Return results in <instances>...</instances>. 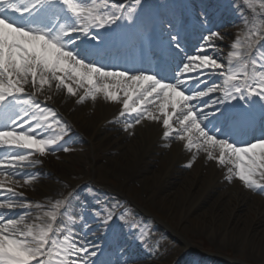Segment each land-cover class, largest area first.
I'll return each instance as SVG.
<instances>
[{
  "label": "snow or ice",
  "instance_id": "obj_1",
  "mask_svg": "<svg viewBox=\"0 0 264 264\" xmlns=\"http://www.w3.org/2000/svg\"><path fill=\"white\" fill-rule=\"evenodd\" d=\"M248 6L254 7L252 4ZM108 7L100 0H0V113L10 112L17 105H25L36 113L35 119L32 116L26 119L25 113L21 112L14 122L13 119L0 120V197L14 200L19 193L11 185L26 168L34 166L32 158L49 155L63 139L62 135H54L59 127V121L53 119L55 113L35 104L32 97L36 95L37 86L43 91L45 87L52 86L51 81H55L56 90L63 88L67 95L75 96L76 91L65 83L67 80H71L77 90L84 91V95L76 100L78 104L86 98L95 101L98 94L110 103L117 102L122 96L120 116L134 114L137 120L150 122H159L158 118L163 117L162 138L183 142V150L193 153L192 162L184 167L191 168L198 158L196 153H202L217 167L227 166L225 178L228 183L235 179L246 190L264 194V184L257 179H264V134L258 136L255 142L247 141L243 145L235 143L228 132L217 136L211 129L222 131L230 126L235 115L230 109L208 111L213 104L207 101V108L193 103L220 91L221 97L231 96L233 99L236 95L250 99L257 97L260 105H264V71L249 75L244 71L247 67L245 62L225 73L224 66L209 56L192 57L177 69L173 80H166L155 73L109 71L91 58L88 46L81 47L85 41L96 39L93 30L110 27L121 20L117 9L124 6L111 5V13L105 11ZM255 7L264 16V3ZM123 18L128 19L127 16ZM129 23L132 21L129 20ZM213 39L220 40L222 37L219 34L209 36L205 45ZM260 40H264V20L254 22L242 38L230 45L229 65L233 61H241L242 50L245 56L252 53ZM170 47L179 53L181 46L173 38ZM207 51V47L200 48V52ZM257 59L260 63L253 62V67L264 68V52ZM193 60L199 67L192 64ZM248 62H251L250 56ZM204 70H212L213 74L222 76L223 90L218 86L196 94H191V90L186 92L191 80L199 82L200 73ZM190 72L197 74L191 79L181 78ZM238 76L244 79H238ZM29 83L33 88L32 96L24 98L27 95L24 88ZM142 99L148 103L159 101L155 117L140 110ZM130 100L135 106L129 104ZM223 102L222 99L220 103ZM260 111L264 113V107ZM173 120L178 126H173ZM133 126L130 123L124 130L128 131ZM173 133L175 136H172ZM25 183L31 186L35 180L28 178ZM67 199L51 203L43 216L35 217L37 221H47L42 225L28 224L26 216L7 222L0 218V264H76L77 254L83 257L89 249L85 247L82 250L77 246L80 241L74 242L70 232L61 236L65 230L54 227L61 209L66 207ZM20 207L43 208L44 205L0 202V210L12 211ZM109 222L104 220L105 224ZM96 255L97 252H91V256ZM80 264L95 262L81 260Z\"/></svg>",
  "mask_w": 264,
  "mask_h": 264
},
{
  "label": "rangeland",
  "instance_id": "obj_2",
  "mask_svg": "<svg viewBox=\"0 0 264 264\" xmlns=\"http://www.w3.org/2000/svg\"><path fill=\"white\" fill-rule=\"evenodd\" d=\"M103 0H100L102 2ZM237 4L242 7L243 14H240V16H235L234 18L227 20V13H224V15L218 14L219 17L216 18L217 22L214 24L210 23L209 28L203 29L204 32L202 33V37L197 40L196 44H193V46L190 48L188 47V50L185 53V56L182 61H179L178 67H175V69L172 70V73L170 74V77L166 78V80H173V78L177 75V69L182 67L183 63H187L189 59L192 57H204L209 56L216 60L217 63H221L223 66L225 63H228V52L227 50L230 48V45L233 43V39L242 38L243 34L247 31V28L252 27L253 23H259L261 20H264V16H261L260 9L258 7L259 4L264 3V0H236ZM252 4L254 7L250 8L248 5ZM193 7V6H192ZM195 11V10H194ZM197 14L193 13L196 19L200 20L201 22L204 20H207L206 18L203 19V17H200V13L198 9L196 8ZM195 11V12H196ZM216 14V13H215ZM214 14V15H215ZM205 17V16H204ZM226 17V18H225ZM225 19V20H224ZM214 34H219L222 39L216 40L213 39L209 42L208 45H205V40L209 36H213ZM255 39V38H254ZM261 41V40H260ZM201 47H207V52H199L198 49ZM243 51V50H242ZM221 54V55H218ZM193 65H196L199 67L197 61H192ZM219 71V70H217ZM264 71V69L261 70V72ZM197 73H194V76ZM220 82H223L222 76L218 74H213L212 70H204L200 73V80L191 82V94H196L200 90L207 91L209 88H217L219 86L220 90L221 85ZM74 84V83H73ZM31 85V83H29ZM190 87V86H189ZM189 87H186L189 88ZM51 89L56 91V87H45L44 91L46 93L41 94L37 93L38 97L34 99V101L43 102V95L44 97H48L50 94ZM186 91V90H185ZM187 92V91H186ZM220 95V91H216L213 93H210L209 96L204 97L201 101L197 103V106H203L206 107L205 101L210 103V96ZM24 98H28V95ZM87 99V98H86ZM85 99V100H86ZM81 105L78 103L74 104L73 109L79 108ZM43 108H45L43 106ZM51 110V109H48ZM208 111L210 109H207ZM55 113V117L60 118L62 121H64V112L59 115L57 110H51ZM87 114L89 111H86ZM90 116V115H89ZM160 118V117H159ZM162 118V117H161ZM60 120V121H61ZM66 120V118H65ZM159 120V119H158ZM137 121L135 116H130L125 114L124 116H116L115 119L112 120L110 125H103L104 133L108 135V138L105 139L102 142H98L96 144V153L95 158L96 160H99L97 163V167H92L91 163H89V157L87 154V151L89 150L88 145H82L83 140H85L88 137L89 130L85 129V127H82V124H84L81 119L80 123L74 130V128H71L69 124L67 123V127L62 128L60 125L58 127V131L64 135L63 139L59 141V143L56 144L55 149L52 150V152L45 156V157H39L35 156L33 157L34 166L26 168L24 170V173L21 177L17 179V181L21 180L20 182H23V185L28 186L25 183V180L28 178H34L36 172L38 170H42L44 179L38 180V182L42 183L43 187L38 189V196L41 198H47L46 195L49 196L57 192L59 190H65L66 187H71V184H77L82 179L88 177L91 180L87 183V187H89L91 196L89 193L85 190V188H81L78 190H75L74 192L70 193L68 196L73 202V207L75 208L74 211V219L81 221L82 215L80 213L76 212V209H78V206L81 205L83 202H86L88 204L89 199L98 201L101 194H105L106 200L108 198H115V199H125V191H121V189L117 186L120 184L118 180L113 176L110 175L109 172H107L104 168H99L101 163V158L103 155H112V154H118L123 149L119 148V145L121 144H130L132 139L136 137L137 135L140 136L142 134H146L145 137H150L148 135V132L151 133V128L154 125V123L151 121H148L145 124H142L140 127V132H137L133 129V127L129 128L128 131H125V128H128L129 124H134ZM65 122V121H64ZM66 123V122H65ZM161 125L162 121L159 120V122H155V125ZM207 123V121L205 122ZM81 124V125H80ZM156 125V126H157ZM62 130V131H61ZM264 133L259 134L258 136L262 135ZM172 136H175L174 134ZM76 137L75 139H73ZM257 137L250 139L249 141L255 142ZM139 139V137H138ZM135 139V142H132L133 150H135L137 153L140 154V152H143L146 147L147 142H144L143 144L140 143V141ZM116 140V141H115ZM168 143L164 145L162 143L160 151L157 153V158L148 161L146 164L147 168H150V170H153L154 172H162L164 169H166L168 166L169 171H172L173 173V179H176L177 181H180L181 183L185 184L186 186L181 191H178L176 194V199L180 203H183L184 208L177 214V218H173L174 209L167 210L163 205L164 204H155L156 207L161 211H165L168 215V217H172V226L177 231L178 235L181 233L182 235L175 236L172 235V233L163 231L162 228L165 229L163 224L160 220L156 219L157 213L153 212L147 214L146 212H143L139 210L140 208L134 203L135 201H129L127 199L126 201L132 208H134L136 211L139 212L140 217H136L137 219L132 220L128 222V217L124 216L123 214H115L116 218H113L112 215H108L106 213L100 212V215L103 217V220L99 218L98 216L95 219H90V222L94 224H98L96 220L103 221L105 219H108L113 225V228H115V233L119 237V242L117 245V250L114 253L111 251H108V254L105 255V258L101 261H103L102 264H139L140 259L133 257L131 251H128V247L131 246V244H128L127 241L131 240L133 243L138 244L140 241H143L145 239H153L155 246L157 245V248L162 247L160 249V252H162V255L169 256V259L171 260L170 264H258L264 263V257L261 256V252H264V232L258 236V239L254 240V245H247V239L249 237V234L252 232V225L256 226H262L264 228V208H260L257 211L254 209L255 212L249 214L247 209H242L239 207H229L230 197H222L224 200L223 203L220 204L218 207V212L216 214H212L213 211H209L205 217L202 218L201 221L195 222L188 219V215L185 212V207L187 203L192 199L195 193L202 190L203 188H215L217 190L223 189L228 191L229 193H237L240 194L241 197L243 196L245 198V201H247L250 204V207H254V201H255V194H261L260 192H251L246 190L241 182L240 184H235V179L232 180L231 183H228L227 179L219 180L217 183H215L219 178H216L214 181H209L208 178L216 176L217 173H219L220 168L216 166V164L212 161H202L199 163L198 158L195 160V163L192 164L191 168L184 167L185 164L192 162L193 159V153L189 152V156L187 157L186 151L181 152L179 146L174 147L178 143L175 139L169 138L167 139ZM172 143V144H170ZM245 142L238 141L237 144L243 145ZM66 149V150H65ZM128 152V151H126ZM126 156L130 155V153H125ZM198 154L196 153L197 157ZM216 155V153H214ZM72 157H79V160L86 163V167L84 166H78L77 164H69L68 160ZM172 159L173 162H170ZM180 159H185L181 164L178 166L175 165V162H177ZM54 162V165L51 163ZM67 163L69 164V167L67 168V172L71 173V176L69 178H60V176H52L56 172L58 175L62 174L64 169L62 167L58 166L59 164ZM172 164V166H170ZM178 164V163H177ZM39 166L38 170L34 167ZM175 169V170H174ZM174 170V171H173ZM65 171V170H64ZM66 172V171H65ZM27 174V175H26ZM260 183L264 184V179L257 178ZM105 181V182H104ZM186 183H193L194 187L189 189ZM149 183L146 184H140L141 189L143 190L144 187H146ZM208 184V185H206ZM143 185V186H142ZM32 187V185L30 186ZM138 187V188H140ZM50 188V191H47ZM51 188H53L51 190ZM136 188H130L132 195L139 194L144 199H149L150 196L141 195V192ZM28 190L32 193L29 188ZM108 194H106V193ZM264 195V194H261ZM264 197V196H263ZM24 201L26 202H35L30 196L25 197ZM40 202V200H37ZM0 202H6L9 203L10 201L7 199V197H2L0 199ZM37 202V203H38ZM234 203V202H233ZM85 204V207L82 208V211L86 213L89 211H92V209H89ZM108 203H102L100 204V207L97 209H93V211H99V210H107ZM259 205L258 203H256ZM227 205L231 209L226 210L223 212V209ZM50 207V206H49ZM48 206H45L43 208H30L29 214H31L27 221L35 219V213L38 211L40 214H43L42 211L49 210ZM216 210V209H214ZM262 211L260 214V218L258 219V213ZM244 213L245 216L243 217V220L238 221L235 219V222H238V226L234 221V215L235 213ZM9 210L3 209L0 210V218H3L6 222L11 221L12 219H19L18 217H13L9 215ZM89 214V213H88ZM227 216V218H226ZM166 217V219L168 218ZM116 219V220H115ZM229 219V221H228ZM113 220H115L116 223H113ZM226 220L228 221V224L226 225ZM248 223V226L245 227V224ZM252 223V224H251ZM67 225L70 229H72L75 232V229L73 227V223L67 222ZM227 227L226 231L221 232V227L225 226ZM230 225L233 226V229L235 230L233 233H231ZM243 226L242 229L237 231L239 227ZM88 226V225H87ZM219 226V228H218ZM87 229V228H86ZM244 230V233H249L246 239L239 238L240 233H242ZM94 234H102L99 231L93 232ZM121 238V239H120ZM164 239V241H168L170 244L165 246L163 248V245L161 243V239ZM182 238V239H181ZM87 238L84 237H77L73 236V241H80L79 244H77L78 247H80L82 250L87 247L89 249L88 252H85L83 257H80L79 254H77L76 264H80L81 260H91L96 263V260H94L95 257H98L101 253V243L95 242V241H87ZM126 240L125 244L121 246V243ZM185 240L192 244L193 247L196 248L197 253L194 251L186 252L184 255L178 254L179 251H173V247L171 245H174L175 248H181L183 249ZM162 241V242H164ZM190 250V249H188ZM263 250V251H262ZM95 251L97 252V255L95 257L91 256V252ZM184 252L187 251L183 250ZM250 255L253 260L246 261L243 259L245 255ZM217 256H221V258H217ZM240 259L237 260V259ZM167 258H165L163 262L167 264L166 261Z\"/></svg>",
  "mask_w": 264,
  "mask_h": 264
},
{
  "label": "bare ground",
  "instance_id": "obj_3",
  "mask_svg": "<svg viewBox=\"0 0 264 264\" xmlns=\"http://www.w3.org/2000/svg\"><path fill=\"white\" fill-rule=\"evenodd\" d=\"M117 1H121L120 4H116ZM156 1V0H154ZM153 0H148V3H150V8L152 10V13L155 15V13L157 12V8L155 7L157 4H155ZM215 1H219V0H215ZM225 2H229V8L227 10H232L233 14L231 15V17H228L227 20L232 19L233 16H240V14H243V10L242 7L239 6L236 1L233 0H223ZM103 2H106L109 7L105 9V11H107L108 13L112 12V8L110 7L111 5H125L123 7V9H117L120 12L121 15V20L117 21V24L114 26H110L109 30H118V33L122 36V39L124 41H127V39L130 37L128 36V31L129 29H127L125 21L126 19H124V16L128 17V20H131L133 23L132 27H135V23H134V19L132 18V13L133 14H138L141 9L142 6L141 2H136L134 4H132L133 7H131L130 10L126 9L130 6L126 5L128 2H130V0H103ZM183 2H185V4L187 3V0H183ZM132 9H135V11H132ZM7 14V13H5ZM10 15V14H7ZM115 36L116 35H110L107 39H104V46H111L112 44L109 42L115 40ZM83 39V38H81ZM238 38L236 37L235 39H233L232 42H235ZM254 39V38H253ZM107 40V41H106ZM85 46H89L86 42H84V44L81 45V47H85ZM200 52V49L198 50ZM231 48H229L227 50L228 54L230 53ZM262 52H264V41L262 43H257L255 49H253L252 53H249L248 56L243 55V51L241 53L242 59L241 61H233L232 65H229V63H225L224 65V72L227 73L230 69H234L236 67H238V65L240 63H245L247 62V67L244 69V71L246 73H248L249 75H251V73L253 72H260L258 70H262L264 68H260V67H253V62L254 63H260V61L257 59L258 56H260L262 54ZM221 55V54H218ZM249 56L251 57V62L249 61ZM228 58V56H227ZM258 69V70H257ZM194 74V72H190L187 76L185 77H181L184 79H191V76ZM238 79H244L243 76H238ZM65 83H67L69 85V87H72L75 91H76V95L75 96H69L65 93V90L63 88H61L60 90H56L54 92L53 89H51L50 94L48 95V97H44L45 99V104L47 105V108H57L59 111H63L62 113L65 115V117L67 118V123L71 124L73 127H77L78 124L80 123V119L82 121H84L82 124V127H85V129L89 130L88 133V137L83 140L82 145H88L89 150L87 151L88 157L89 159V163H91V166L97 167V163L99 160H96V156L95 153L96 151V144L98 142H102L105 139L108 138L107 133L105 134L104 132V127L105 125H110L112 120L116 118V116L119 115L120 113V106L123 103V97L121 96V98L115 102V103H110L108 102L106 99L102 98L99 96V94L97 95V99L95 101L91 100V99H86L83 103H79V105H81L79 108H75L73 109L74 104H76V100L81 96L84 95V91L82 89L77 90L76 89V85L73 84V82L71 80H67L65 81ZM51 85L52 88L56 87V83L55 81H51ZM25 92H33V88L31 85H26L24 88ZM37 93H41V94H45L46 91H40L39 90V86H37V90H36V95ZM119 95V93H118ZM213 99L211 100V102L214 105L215 109H230L231 107L229 106L231 101H235V99H230L229 103H220L221 99L217 98V97H212ZM151 100V98H150ZM199 102V101H197ZM236 102V101H235ZM196 103V102H195ZM36 104V103H35ZM129 104L131 106H135L134 102L132 100L129 101ZM141 104V108L140 110L145 112V113H151L153 117H155L157 115L158 112V104L159 101H155L154 103H148L145 102L143 99L140 102ZM53 105V107L51 106ZM17 108V107H15ZM25 108V107H24ZM23 109V107L21 108V110ZM21 110L19 111V109H13L11 110L8 114L6 113L5 116L7 115V117H5L4 120H9V119H19ZM26 112H29L30 110H32V112L30 113V116H32L33 119H35L36 113L33 112L32 108H28L26 106L25 108ZM130 110V109H129ZM86 111H89V113L87 114ZM168 111H171V109H168ZM232 111V110H231ZM232 113L235 115V112L232 111ZM90 115V116H89ZM259 114H254L253 116L250 117H244L242 120H239L240 126L241 127H245L249 126V125H253L254 124V119L258 116ZM132 116H135L134 114ZM136 117V116H135ZM54 120H58L59 124L63 127L66 128L67 127V123H65L64 121H62L60 118L58 117H54ZM160 121L163 120V117L158 118ZM61 120V121H60ZM149 120H144V119H140L137 120L134 123L133 129L136 130L137 132H140V127L142 124L147 123ZM154 123V125L151 128V133L148 132V135H150V137H145L146 134H142L140 136H136L137 139L139 137V141L141 144H143L144 142H147V147L145 144V149L143 152L137 153L135 150H133V145L132 142H135L136 137H134L131 141L130 144H121L119 145V148L123 149L121 152H119L118 154H112V155H103L101 158V165L98 166L99 168H104L107 172L110 173V175H113L118 182H120L119 185H117L121 191H125V199L121 198V199H115L113 197L108 198L106 200V195L105 194H101L99 201L100 202H104V203H108V208L106 210L107 213H113V212H118V214L120 215L123 214L124 216L128 217V222L137 219L136 217H140L139 212L136 211L134 208H132V206H130L128 204V202L126 201L127 199H129V201L133 200L135 201L134 203L140 208L139 210L146 212L147 214L155 212L157 213V217L156 219L160 220L161 223L163 224V226L165 227L162 228L164 233L167 231L169 233H172V235H182L181 233H177V231H175V229L172 226V217H168L167 213L163 210H159L155 204H164L163 206L167 209H174V213H173V218L176 219L177 218V214L184 208L183 203H180L179 201H177L176 199V194L178 191H181L182 189H184V187L186 186L185 184L181 183L180 181H177L176 179H173V173L172 171H169V166L164 169V171L162 170V172H154L153 170H150V168L146 167V164L148 161H151L155 158H157V153L160 151L162 143L164 145H166V143H168V140H165L162 138L163 136V131L164 129L161 127V125H155L156 120L152 121ZM206 122V121H205ZM172 124L174 127L178 126L177 125V121L173 120ZM81 125V124H80ZM104 125V127H103ZM104 129H103V128ZM104 131V132H103ZM217 133V131H216ZM62 135L64 137V135L62 133H60L58 130L56 133H54V135ZM175 135V133H173ZM172 134V135H173ZM257 136V135H255ZM76 137H74L73 139H75ZM231 139L236 143L234 136H231ZM62 140V139H61ZM60 140V141H61ZM116 141V140H115ZM244 141H249L248 140H244ZM172 144V143H170ZM179 146L178 149H180L181 152H184L183 150V142H178L176 145H174V147ZM128 151V152H126ZM125 153H130V155L126 156ZM187 157L189 156V152H186ZM185 159H180L177 162H175V165L178 166L179 164H181ZM198 161L199 163H201L202 161H206V158L204 156V154H198ZM69 164H74V165H78V166H84L86 167V163L82 162L79 160V157H72L68 160ZM170 162H173L172 159L170 160ZM149 163V162H148ZM178 163V164H177ZM52 165H54V162L51 163ZM69 164L67 163H62L59 164L58 166L62 167L63 173L60 175H58L56 172L54 173V175L52 176H60V178H69L71 176V173L67 172V168L69 167ZM170 166H172V164H170ZM220 168V172L216 174V176L210 177L208 178L209 181H214L216 178H219L215 183H217L219 180H223L225 179V172L227 171V166L225 167H219ZM175 170V169H174ZM173 170V171H174ZM43 171L40 169L38 170V172H36L35 174H33L35 177L32 178L35 180V183L32 185V187L30 186H26L23 185V182L16 181V183H13L11 185L12 188H16L19 189L20 191H22L24 194H27L31 197H39L38 194V189H40L41 187H43L42 183L38 182V180L40 179H44L43 177ZM89 180H91L90 178L86 177L84 179H82L81 181H79L77 184H71V187H66L65 190H59L57 192L52 193L49 198H48V194L46 195L47 198H41L45 203V205H51V203H54L56 201L59 200H63L65 197L68 198V193L70 191H72L73 189H76L77 187L80 188H85L87 183L89 182ZM105 182V181H104ZM149 183L146 187H144V189L142 190L140 187V184H146ZM187 186L189 187V189H191L192 187H194L193 183H186ZM235 184H240L238 180L235 181ZM263 184V183H262ZM17 185H20L19 187H17ZM142 185V186H143ZM208 185V184H206ZM136 188V189H141L139 190L141 192V195H146L147 197L150 196L149 199L147 198H143L141 197L139 194H135L132 195L130 194L131 190L130 188ZM140 187V188H138ZM28 188L33 191L34 193L30 192L28 190ZM53 188H51L52 190ZM87 192L89 193V195L91 196V192L90 189L88 190V188H86ZM50 191V188L47 190ZM18 192V191H17ZM20 193V192H19ZM106 193V192H105ZM132 193V192H131ZM21 194V195H20ZM18 196H16L14 198V200L10 201L11 203L14 204H18V205H24V204H32L31 202H25L24 201V195L22 193H20ZM108 194V193H106ZM264 195L261 194H255V201H254V207L256 206V208H251L250 204L245 201V198L240 194L237 193H232V192H228L226 190L223 189H215V188H203L202 190L198 191L197 193L194 194V196L192 197V199L187 203L186 207H185V212L188 215V219L191 221H195V222H199L202 220L203 217H205L207 215V213L209 211H213V215L216 214L218 212V207L220 206L221 203L224 202V200L222 199V197H230L229 199V207H239L244 209H249L248 213L251 214L254 211V209L257 211L260 208H264ZM6 197V196H3ZM0 199H2V197H0ZM8 199V198H7ZM92 202V201H91ZM234 202V203H233ZM225 203V202H224ZM256 203H258L259 205H257ZM222 205V204H221ZM226 207L223 209V212H225L229 208L227 205H225ZM216 209V210H214ZM18 210H22V214H20V216H26L29 215L26 213L25 208L20 207V208H16L15 210L12 211V213H14L13 215H15L17 213ZM25 210V211H23ZM16 211V212H14ZM229 211V210H228ZM233 210L231 209L230 212H232ZM21 212V211H20ZM71 212L74 213V208H73V202L70 198L67 199V203H66V207L64 209H61V215H59L58 219L54 222V227H60L63 228L65 231L62 232L60 235L63 236L66 233L69 232H73L72 236H82L85 235L86 237H88V240H94L95 242H100L103 241L101 240V238H98L96 236H92L88 233L85 232L84 228H83V224L76 222V232L72 231L69 226L66 225V219L70 218L71 216ZM38 213L37 215H35V217L37 216H43V214H40V212H36ZM42 213H44L42 211ZM262 213V211H260L258 214V219L260 218V214ZM245 216L244 213H235L234 215V222L235 223V227L236 225L238 226V222H235L237 219L238 221L243 220V217ZM166 217H168L166 219ZM85 218V217H84ZM83 218V219H84ZM86 218H90V216H86ZM227 218V216H226ZM28 220V219H27ZM229 221V219H228ZM228 221L226 220V225L228 224ZM47 221H33L29 219V224H43L46 223ZM252 224V223H251ZM223 226L221 227L220 231H226L227 227ZM248 226V223L245 224V227ZM219 228V226H218ZM243 226L240 225L239 229L237 231H239L240 229H242ZM231 229V233H233L235 230L233 229V226L230 225ZM264 232V228L262 226H256V225H252V232L249 233H244V230L242 233H240L239 238L246 239V237L249 234V237L247 239V245L248 246H252L254 244V240L258 239V236H260L261 233ZM235 234V233H233ZM59 238V237H58ZM182 239V238H181ZM164 239H161V243L163 245V248L167 245H169L170 243L168 241H164ZM126 240L123 241V245L125 244ZM128 244H131L130 247H128V251H131L130 254H132L133 257L139 258V264H165L163 262L160 261H164L165 262V258L167 261V264H170L169 262L171 261L169 259V256H165L162 255V252H160V249H162V247L157 248V245L155 246L153 239H145L143 241H140L138 244L133 243V241L129 240L127 241ZM184 247L183 249L181 248H175L174 245H171L173 247V251H179L178 254L180 253L181 255H184V253L186 252H191V251H196V248L192 246L191 243L187 242L185 240L184 242ZM185 248V250L187 251H183ZM109 249V248H108ZM190 249V250H188ZM256 249V246H255ZM263 251V250H262ZM179 254V255H180ZM261 256L264 257V252H261ZM244 260L246 261H250L253 260L251 258V256L248 254L245 255L243 257ZM237 260L240 261V259L238 258ZM258 264H264V263H259Z\"/></svg>",
  "mask_w": 264,
  "mask_h": 264
}]
</instances>
